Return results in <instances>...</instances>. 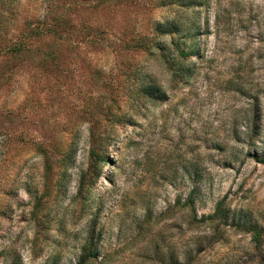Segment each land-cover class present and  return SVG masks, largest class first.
<instances>
[{"label":"rangeland","instance_id":"rangeland-1","mask_svg":"<svg viewBox=\"0 0 264 264\" xmlns=\"http://www.w3.org/2000/svg\"><path fill=\"white\" fill-rule=\"evenodd\" d=\"M89 248L264 264V0H0V264Z\"/></svg>","mask_w":264,"mask_h":264},{"label":"trees","instance_id":"trees-1","mask_svg":"<svg viewBox=\"0 0 264 264\" xmlns=\"http://www.w3.org/2000/svg\"><path fill=\"white\" fill-rule=\"evenodd\" d=\"M19 46H21V45L20 44H16L15 47H14V50L18 49ZM178 51H179V55L182 56V57H186V56H188L190 54L189 51H185L184 49H178ZM92 153H93V151H92ZM223 202H224V199L219 200L215 204L214 210H213V212L211 214L201 215L199 218L196 217V213L193 210L192 220L194 222H203V221L216 220V221H218L221 224H226L228 222V218H229L230 213H229L228 209H224ZM178 204H179V202H178ZM187 205L192 206V198H190L189 200L183 202L181 204V207L182 206L184 207V206H187ZM251 238L254 241L255 246L258 247L259 244H260L259 231H257L256 229H253V233L251 235ZM88 241H89L88 243H90V245H92L91 238ZM89 249L92 252L91 253H87V254L86 253L83 254L81 256V258L78 260L77 264H81L83 260L94 256V253H93V249L94 248H89Z\"/></svg>","mask_w":264,"mask_h":264}]
</instances>
